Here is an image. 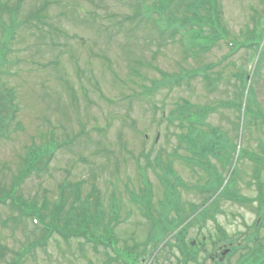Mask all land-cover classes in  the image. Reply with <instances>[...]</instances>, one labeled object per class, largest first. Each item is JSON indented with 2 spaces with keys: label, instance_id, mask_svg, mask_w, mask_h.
Here are the masks:
<instances>
[{
  "label": "rangeland",
  "instance_id": "obj_1",
  "mask_svg": "<svg viewBox=\"0 0 264 264\" xmlns=\"http://www.w3.org/2000/svg\"><path fill=\"white\" fill-rule=\"evenodd\" d=\"M130 2L24 0L15 8L17 0H0L4 5L0 7V49L6 43L5 29H11L8 10L16 9L19 21H23L35 9L47 7L41 13L46 22L42 26L45 36L37 29H17L0 68V91L4 95L13 92L12 103L17 107L8 136L0 138V194L3 189H11L14 176L23 167L22 158L32 145L45 146L51 139L60 143L73 139L58 151L48 171L33 174L24 182L18 196L29 203L42 204L47 199L52 206L60 197L63 183L83 181L84 195L97 187L104 199L103 215L111 216L114 211L109 210L110 197L115 193L121 210L120 223L112 234L119 247L127 245L135 250L137 264H168V255L174 253L163 245H146L154 225L145 217V209L130 198V191L140 194L143 187L136 159L144 167L146 159L140 155L143 151L153 152L154 160L157 152L163 150L164 163L172 161L179 178L192 187L193 190H179L177 200L182 212L170 211L168 220L172 222L191 220L189 217L201 212V200L208 196L200 194L201 178L206 175L200 169L203 163L226 171L225 179L234 167L250 169L242 159L236 161L234 150L241 145L243 150L258 155V147H264V119L253 118L250 113V107L255 113H264V73L260 68L263 56L254 58L260 69L257 81L250 84L255 85L253 91L257 92L251 102L249 89L236 78L245 69L247 52L233 54L232 50L239 46L235 44L233 48L232 44L249 43L253 34L264 37V0H217L230 45L218 42L196 58H187L190 51L184 50L179 39L163 43L149 26L134 28L127 21L134 14L126 4ZM153 2L147 4L151 6ZM203 66L217 79L215 85L208 86L209 81L201 78L185 79L181 87L161 90L149 96L151 104L147 101V89L163 78L157 69L174 75L180 74L181 67L191 71ZM184 101L202 110L213 109L200 125L201 131L206 132V149L215 128L225 137L226 146L220 155L203 156L202 147L195 166L185 162L191 154L178 139L188 132V120L182 123L183 127L178 120L171 125L167 121L158 123L162 108L166 116ZM7 106L6 111L11 113V105ZM146 174L153 189L152 214L157 219L162 217L164 190L155 172L149 168ZM215 203L218 207L219 199L212 205ZM223 209L239 216L214 217L232 235L244 231L256 217L253 204L242 208L225 204ZM32 223L21 220L9 205H0V264L11 263L17 253L41 239V232ZM109 256L111 261L115 257L111 250L57 237L48 240L44 249H35L24 264H119L109 263ZM125 257L129 258L126 254Z\"/></svg>",
  "mask_w": 264,
  "mask_h": 264
},
{
  "label": "trees",
  "instance_id": "obj_2",
  "mask_svg": "<svg viewBox=\"0 0 264 264\" xmlns=\"http://www.w3.org/2000/svg\"><path fill=\"white\" fill-rule=\"evenodd\" d=\"M125 3V0H116ZM150 0H131L126 3L134 10V14L129 16L127 21L137 26H149L153 33L159 37L161 41L176 42L180 40L186 52L190 51L188 57H201L204 50H208L218 42H225L230 45L229 33L221 21L222 12L218 7L217 0H154L152 5H148ZM24 0H17L15 8L22 5ZM4 5L0 3V7ZM47 8H37L30 12L27 18L19 21L17 10L11 8L8 10L11 19V29H5L6 43H2L0 49V68L6 61V54L9 47V42L12 35L17 29L25 28L26 30L37 29L43 35L45 31L42 26L46 24L42 20L41 13ZM6 8H2L5 11ZM130 32H133L131 27ZM234 50H232L233 52ZM205 67L194 69L191 71L180 68V74L159 73L163 76L161 80L155 81L150 89H147V101L151 104L150 97L155 96L161 90L174 91L175 88L181 87L182 80H197L201 78L203 82L209 81L208 86L216 84L217 79L212 77L211 72H208ZM135 72V71H134ZM215 83V84H214ZM242 84L246 87L247 82ZM14 99L13 92L4 95L0 91V138L7 137L9 134L10 123L16 117L17 107L12 103ZM11 105V113L7 112V105ZM152 108L154 104L151 105ZM155 110L159 108L155 107ZM211 108L202 110L193 106L188 101H184L182 105L165 116L164 108L162 115L159 118V124L167 121L173 124L176 120L182 123L188 120V132L178 136L181 144H185L191 156L186 158L185 162L190 166L198 164V153L201 151V136L200 125L202 120L212 111ZM169 128V127H168ZM73 142V139H68L63 143L57 142L54 139L50 140L45 146L32 145L23 157V167L18 170L14 176L11 189H3L0 194V205H9L12 211L18 213L21 220H30L37 230L41 232V239L32 243L27 248L22 249L16 254V258L9 264H24L25 258L32 255L35 249H44L47 246L48 240L62 238L65 241H80L81 245H92L93 248L99 247L105 250H111L113 257H109V263L119 264H137L139 262L136 251H132L127 245L124 248L119 247L117 239L113 237L112 230H115L120 221L118 213L121 210L120 200L115 193L111 194L110 202L112 203L111 216L106 215L104 199H102L101 191L97 187L84 195V182L80 181L74 184L63 183L61 186L59 199L51 206L50 202L45 199L42 204L36 202H24L18 193L24 184L33 174H42L49 170V165L56 157V154L64 146H68ZM225 137L222 135V145L224 147ZM211 150L213 148H210ZM162 152L158 151L154 160H152L153 152L143 151L140 155L146 159V165L142 167L139 159H136L138 168L142 171L143 188L141 193L130 191V198L137 206H141L146 211L145 217L149 223L154 226L150 234L148 243H156V248L159 247L167 237L173 232L179 230L185 220L174 219L175 222L168 220V213H181L179 200H177L180 189L191 190L192 187H187L174 171L172 161L164 163ZM21 167V164H20ZM151 169L157 175L159 183L164 190V200L161 202L162 219L155 218L152 214V197L153 189L150 180L145 173L147 169ZM225 180L219 184V188ZM218 188V189H219ZM193 190V189H192ZM138 194V195H137ZM140 195V196H139ZM210 199V198H209ZM120 206V208H119ZM92 211L93 214L91 213ZM117 212V214H116ZM104 214V215H103ZM173 220V219H172ZM186 229H181L175 235L173 240L183 236ZM82 240V241H81ZM167 242L166 246L171 245ZM125 254L129 258L125 257ZM136 256V257H135Z\"/></svg>",
  "mask_w": 264,
  "mask_h": 264
},
{
  "label": "flooded vegetation",
  "instance_id": "obj_3",
  "mask_svg": "<svg viewBox=\"0 0 264 264\" xmlns=\"http://www.w3.org/2000/svg\"><path fill=\"white\" fill-rule=\"evenodd\" d=\"M252 38L253 42L248 55H250V59L258 56L261 59L263 56L261 67L264 71V40L259 46L255 34L252 35ZM262 70L261 74L263 75ZM256 81L257 74L254 75V83ZM255 97H257L256 90L251 92V102ZM250 113L253 118L264 119V113H255L251 107ZM248 130L249 127H247ZM212 133L215 134L213 131ZM205 134L206 132L203 131V156L208 153L205 148ZM258 148L260 154L257 155L243 150L241 145L236 147L234 150L237 156L236 161L239 162V159H242L241 162L249 166L250 169L247 167L240 170L234 167L226 192L219 199L218 207L216 203L212 205L215 199L208 203L206 200L213 192V186L224 177L226 171L206 163L200 166V169L206 174L201 178L203 183L200 186V194L208 196L201 200L202 208L197 216L198 219L193 222L195 224L191 220H187L185 225L188 224V227L183 236L176 240L174 245L166 248L169 252L174 253V255H168L169 259H166L168 264H264V147ZM218 153V151L215 152V154ZM244 190L249 193L246 195ZM225 204L231 208H242L253 204V213L256 217L241 233L229 234L214 218L217 214L224 219H229L230 216L239 218L235 212L226 213L227 211L223 209ZM207 223H211L212 227Z\"/></svg>",
  "mask_w": 264,
  "mask_h": 264
}]
</instances>
